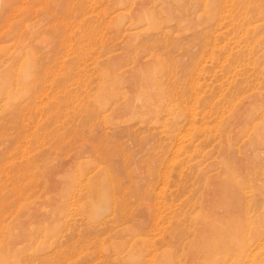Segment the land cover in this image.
<instances>
[{"label": "rangeland", "instance_id": "1", "mask_svg": "<svg viewBox=\"0 0 264 264\" xmlns=\"http://www.w3.org/2000/svg\"><path fill=\"white\" fill-rule=\"evenodd\" d=\"M0 264H264V0H0Z\"/></svg>", "mask_w": 264, "mask_h": 264}]
</instances>
